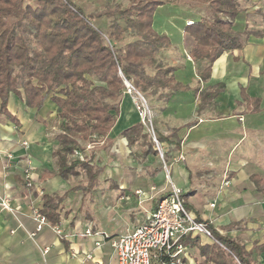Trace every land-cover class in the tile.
<instances>
[{"label":"crops","instance_id":"crops-1","mask_svg":"<svg viewBox=\"0 0 264 264\" xmlns=\"http://www.w3.org/2000/svg\"><path fill=\"white\" fill-rule=\"evenodd\" d=\"M237 1L243 11L235 20V29L254 32L244 20L249 15L260 16L264 30V0ZM75 5L86 15L92 13L86 1L75 0ZM169 6L177 7L179 14L191 13L194 18L187 19V24L204 17L193 9L189 12L178 5ZM158 11L154 25L157 33L167 35L172 46L187 40L191 48L194 40L184 31L185 26L174 25L166 13ZM99 25L108 27L104 21ZM261 33L260 37L252 35L244 49L222 55L214 63L208 81L196 75L200 88L178 91L197 97L202 106L199 122L188 120L184 123L188 127L172 126V132L160 121L157 127L158 134L170 136L169 143L163 144L169 151L170 171L175 174V178L171 175L172 182L189 195L186 201L196 220L239 242L247 252L264 245V31ZM219 83L225 84V90L201 105L200 92ZM242 89L252 98H261L260 112L247 110ZM8 110L18 123L0 113V190L13 208L10 212L0 206V264H117L110 241L96 247L98 237L84 236L86 227L91 225L94 231L106 232L112 238L125 234L146 220L157 206L156 198L170 191L160 168H146L147 177L125 174L120 160H127L131 154L142 157L140 160L156 156L146 154V145H129L122 135L140 122L131 98L122 97L117 123L108 135L84 146L85 159L101 171L85 194L82 187L87 183L77 184L76 177L65 179L58 174L53 153L62 129L51 98L47 97L40 109H31L22 97L11 94ZM210 112L216 114L215 119L208 116ZM27 168L31 170V186L27 185ZM102 176L112 182H103ZM66 193L57 211L60 223L56 226L63 234H57L49 224L37 231L34 212L42 209L43 196L61 198ZM212 242L204 235L186 240V264H215L208 262L200 250ZM252 258L264 264V251L259 255L254 252Z\"/></svg>","mask_w":264,"mask_h":264},{"label":"trees","instance_id":"trees-1","mask_svg":"<svg viewBox=\"0 0 264 264\" xmlns=\"http://www.w3.org/2000/svg\"><path fill=\"white\" fill-rule=\"evenodd\" d=\"M189 1L206 5L210 12V17L192 20L184 28L194 40L189 58L205 65L199 77L206 82L222 55L244 49L252 35L260 37L262 33L235 29V20L243 11L237 0ZM128 2L126 7L107 5L102 11L85 15L71 0H36L35 5L28 0H0V113L18 123L8 110L11 94L22 97L31 109H40L50 97L57 107L62 129L56 137L59 146L53 153L58 161V174L68 179L84 171L87 175V186L82 187L84 194L93 188L101 171L91 166V160L72 156L75 150L84 151L83 143L107 136L117 123L126 89L123 77L145 94L187 89L177 80L174 67H156L153 75L147 72L159 50L171 46L167 35L157 33L155 15L161 7L175 4L176 0ZM102 16L112 20L106 32L92 23ZM129 29L138 38L120 46ZM225 87L219 83L200 92L201 105L213 101ZM241 93L248 111H261V98L250 97L245 89ZM155 134L161 144L169 143L170 136ZM122 135L129 145L143 144L148 147L146 154L159 155L143 123L126 129ZM254 179L260 181L258 177ZM67 195L43 196L40 213L49 225L55 227L60 223L57 211ZM186 206L190 209L188 203ZM208 227L219 242L200 247L208 262L260 264L252 256L254 252L261 254L264 245L247 252L239 242L220 235L211 225Z\"/></svg>","mask_w":264,"mask_h":264},{"label":"rangeland","instance_id":"rangeland-1","mask_svg":"<svg viewBox=\"0 0 264 264\" xmlns=\"http://www.w3.org/2000/svg\"><path fill=\"white\" fill-rule=\"evenodd\" d=\"M36 0H28V3L35 5ZM72 3L75 5V0H71ZM88 2L89 7L91 5L92 13H87V15L94 14L97 11H102L103 7L109 5L114 6L115 4H121L123 7L128 6V0H83V2ZM169 5H178L183 10L188 9L189 12L191 10H195L199 16L210 17V12L207 10L206 5H198L194 2H190L189 0H176L175 4H167L163 6V8L158 11V14H167L168 20H171L174 25L180 26L184 28L187 25V19H193L194 16L191 13H178V8ZM76 6V5H75ZM169 6V7H167ZM196 8H198L196 10ZM181 10V11H183ZM175 14V15H174ZM86 15V14H85ZM156 16V15H155ZM158 16V15H157ZM258 17V18H257ZM253 17L249 15L244 16V20L247 23V26L252 25L254 32L264 31L262 29V19L260 16ZM160 19V18H159ZM106 22L107 25L111 23L112 20H109L107 17L102 16L94 19L92 21L93 25L101 30L102 32H106L107 27L99 25L100 22ZM243 24V23H242ZM250 31V30H247ZM138 36L135 34L134 31L131 29L128 30L126 34V38L124 43H120V46L132 42L136 40ZM189 41L185 40L181 43L180 46H170L168 48H162L156 55V61L153 67L147 68V72L150 75L155 73L156 67L168 68L174 67L176 69V75L178 80L187 84L188 90L195 87H201V81L198 79L201 70L205 67V65L201 62H194L190 61L188 52L190 49V45L188 44ZM187 66V67H186ZM198 75V77H196ZM191 77L193 79H191ZM145 97V106L151 112V118L147 126H145V131L148 132L149 136L153 138V132L157 133V127L159 126V121L162 125H165L169 128L170 132L172 126H182L181 128L188 127L184 125L186 121L191 120V123H197L200 121V117L202 115V106L199 105V101L197 97L192 94H185L181 92H172L168 89L158 90L155 94H145L142 93ZM132 102V100H131ZM132 106L135 112L138 115L139 120L141 119L139 112L136 110L133 102ZM208 116L211 119L216 118V114L214 112L208 113ZM190 124V123H189ZM180 128V129H181ZM156 136V135H155ZM89 143V142H88ZM88 143H83V146L87 145ZM167 146L163 144V150L165 151L166 155L164 157V161L158 156H153L151 159L147 160H140L141 158L134 157L132 154L127 160H120V162L124 165L123 169L126 171V176H137V177H144L146 176V168L150 169H161L163 181L166 185L169 184V179L167 177V170L170 171V160L168 159L169 151H167ZM134 157V158H133ZM102 161V160H101ZM129 165H126L128 164ZM126 165V166H125ZM165 166L167 169H165ZM172 178H175L174 172L171 173ZM147 177V176H146ZM103 182H112L111 179L106 180L101 177ZM128 178V177H127ZM130 178V177H129ZM75 182L77 184H86L87 183V175L84 171H80L79 175L75 178ZM169 194H163L156 198L155 203L157 206L159 205L160 201L167 197ZM90 200V199H89ZM156 206V207H157ZM191 214L193 212L187 208ZM194 216V215H193ZM189 236L188 238H191Z\"/></svg>","mask_w":264,"mask_h":264},{"label":"built area","instance_id":"built-area-1","mask_svg":"<svg viewBox=\"0 0 264 264\" xmlns=\"http://www.w3.org/2000/svg\"><path fill=\"white\" fill-rule=\"evenodd\" d=\"M123 80L126 87L125 95L131 98L139 112L140 122L147 126L151 112L145 106V97L130 81L124 77ZM155 135L153 132L155 150L159 152L164 161L166 153L163 150V144L158 141ZM23 144L28 145L26 142ZM73 156L81 160L85 159L81 150H75ZM165 169H167L166 166ZM25 176L27 185L31 186V170L29 168L25 170ZM167 177L170 184L168 196L163 198L159 205L148 214L146 220L135 226L133 230L112 238L106 232H96L91 225H88L84 236L98 237L95 243L96 247H101L106 241H110L117 257V264H186L184 240L187 237L204 235L213 242L219 243L211 234L208 225L197 221L189 212L184 197L185 193L182 188L172 182L171 171L167 170ZM136 194L141 195L142 191H137ZM0 206L3 210L13 211L9 199L1 195V190ZM211 206L214 207V204ZM34 214L37 231H41L48 224L47 219L40 213V210H36ZM54 229L57 234H63L60 227L55 226Z\"/></svg>","mask_w":264,"mask_h":264},{"label":"bare ground","instance_id":"bare-ground-1","mask_svg":"<svg viewBox=\"0 0 264 264\" xmlns=\"http://www.w3.org/2000/svg\"><path fill=\"white\" fill-rule=\"evenodd\" d=\"M128 113H130V112H128ZM133 113H134V112H133ZM133 113H132V114H133ZM133 115H134V114H133ZM122 117H123V116H122ZM122 119H123V118H122ZM124 119H125V118H124ZM120 120H121V119H120ZM124 121H125V120H124ZM120 124H122V121H120ZM120 129H121V128H120Z\"/></svg>","mask_w":264,"mask_h":264}]
</instances>
